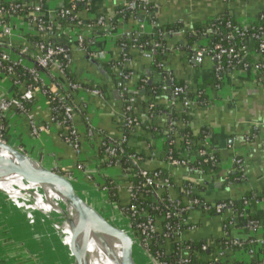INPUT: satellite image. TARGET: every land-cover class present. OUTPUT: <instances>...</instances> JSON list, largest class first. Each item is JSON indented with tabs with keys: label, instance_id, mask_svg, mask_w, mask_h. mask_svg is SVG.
<instances>
[{
	"label": "crops",
	"instance_id": "0c3cea01",
	"mask_svg": "<svg viewBox=\"0 0 264 264\" xmlns=\"http://www.w3.org/2000/svg\"><path fill=\"white\" fill-rule=\"evenodd\" d=\"M124 2L125 0H92L88 3V8L78 11L76 24L68 25L71 36L80 35L86 40L93 41L92 51L95 52L96 61L108 63L118 59L122 53L118 47L119 39L126 30L133 31L143 26L144 35L154 34L155 28L152 22L139 10L136 15L121 21L114 10L123 6ZM38 3L43 6L47 14L52 15L64 3V0L33 1V4ZM155 6L154 17L158 26L180 22L186 30L193 24L211 21L225 13L233 17L240 28L251 26L258 17L264 16V0H156ZM103 14L112 19L110 36H103L100 32L88 30L87 27L91 20ZM11 29L12 35L9 41L16 46L21 45L28 36H34L35 33L23 18L14 20L11 23ZM39 36L41 39L50 37L52 42L63 44L69 51V70L74 76L75 83H80L86 88L89 82V84L97 85L106 94L105 100H101L91 94L84 95L70 90L65 93L64 96L78 106L75 110L74 125L81 139H85V132L90 127L111 140L118 139L123 133L122 103L120 97L116 99L114 95L116 87L112 72L106 73L99 68L98 63L79 52L69 36H59L57 32L50 36L46 33ZM165 39L166 48L171 52L167 55L162 70L170 79L183 81L195 89L196 86L212 78L214 62L210 57H204L200 63H197L191 60L187 53L176 50L178 45H184L183 33L169 35ZM202 43L201 40L199 44ZM247 46L249 51L253 52V43L249 42ZM130 56L128 68L134 73L130 84L132 88L137 89L136 84L140 76H146L149 84L160 81V75L151 71V62L141 52L131 51ZM48 80L49 82L46 81L47 90L51 94L60 92L59 83L61 82H57L59 79ZM14 81L5 78L0 72V90L9 97L19 93V89L14 86ZM145 93V89H137L135 114L142 123L166 127L170 121L168 97L163 94L158 98L156 105L160 112L154 117L145 115L149 105V98ZM205 93L207 103L191 108L187 127L195 137L203 130L207 131L205 147L218 157V169L211 175H197L201 170L193 169V166L171 168V180L174 185L171 193L180 198L183 195L184 183L192 184L194 194L208 206H215L224 201H238L246 194L259 196L262 198L261 201L256 204L255 209H248V212H254L262 222L264 217V72L245 70L225 73L221 76L219 85L208 86ZM32 112L47 131L39 139H33L29 134L26 121L10 111L4 117L6 140L41 155H48L71 165L78 164L74 152L63 144L58 131L51 125L48 98L39 94L32 105ZM173 122L177 129L184 128L179 120ZM138 133L140 134L130 141L144 152L147 159L143 166L163 168L165 140L152 139L142 128ZM177 133L176 131L174 135L177 136ZM236 160L241 162L239 167L236 166ZM80 163L83 171L87 173L88 170L93 169L88 162ZM38 185L48 189L41 183ZM123 197H120L122 198L120 202H124ZM61 204L69 209L64 202ZM69 211L71 213V210ZM228 216L229 212L216 216L200 209L192 211L186 216L185 229L180 232L182 241H202L209 245L222 239L223 234L226 233L238 238H245V234H253L248 232L246 226L239 225L226 232L224 225L228 221ZM70 217L73 218L72 213ZM236 221L240 223L239 219ZM254 234H264V232L258 230ZM249 249L254 252L253 256H249L247 250H242L239 253L227 255L223 264L235 262L249 264L251 257L258 260L262 258L260 246H251Z\"/></svg>",
	"mask_w": 264,
	"mask_h": 264
},
{
	"label": "built area",
	"instance_id": "2783aa9c",
	"mask_svg": "<svg viewBox=\"0 0 264 264\" xmlns=\"http://www.w3.org/2000/svg\"><path fill=\"white\" fill-rule=\"evenodd\" d=\"M30 1H32V3ZM33 1L34 0H0V72L5 78L15 80V85H13L19 89L18 95L15 94L14 97H9L5 94V92L0 90V119H4L5 115L10 111L15 112L19 115V117L26 121L30 136L33 139H39L41 135L47 131V128L40 125L32 112V105L35 103V100H37V97L40 94L47 97L48 102L49 100H56L57 102L56 107H52L49 102L51 113L50 122L51 125L58 131L63 144L71 149L76 157H78L80 153L83 155V150L85 151L87 148H90L89 151H92L97 155L99 147L104 145V140L108 137L90 127L85 132V139L82 140L74 125L75 110H77L78 106L74 102L68 100L64 95L67 90H70L73 92L83 93L84 95L91 94L99 97L101 100H105L106 94L100 90L97 85L89 84V82L85 88L80 85V83H72L67 80L65 69H69L70 57L67 55V50L63 44H56L52 42L50 37L49 39H41L39 40L40 42H32L26 39L19 46L13 45L9 41V38H11L12 35L11 23L14 20H22L23 18L27 21L29 27H32L35 32L33 34L34 36L40 38L39 34L46 33L50 36L55 32H57L59 36H69L79 52H82L84 55L91 54V56L96 59L95 52L92 51L93 41L86 40L80 35L71 36L68 24L62 23V20L66 18H68L69 21L76 20V14H74L75 5L84 4L86 2H90V0H69V7H66L65 3H63L52 15L47 14L40 3L33 4ZM155 2L156 0H141L138 10L145 15L148 20L150 19L152 26L155 28L154 35H158L159 32L157 30L158 25L155 22L156 19L154 21L152 14L149 12V5L152 3L154 4ZM135 4L136 0H125L123 4L125 10L117 13L122 22L126 17V11H130L132 8H135ZM24 11L29 12L28 16L20 14ZM111 22L112 19L103 14L91 20V22L87 25L89 29H87L100 32L103 36H110V30L112 27ZM250 27L251 26H248L242 29L248 30ZM143 31V26H140L133 31L126 30L120 36L118 47L122 53L114 63L111 72L116 90L122 103L121 117L123 133L118 139L112 140L113 143H109L107 145L104 157L100 160L101 162L108 163L109 168L117 170V178L120 176L121 180H113V182L115 183V188L118 191V194L119 190L125 191V197H123V208L131 222L132 219L136 218L139 214L138 196L135 195L134 188L130 182V176L124 173L119 164V157L120 154H122V151L115 147V142H117V145L127 143L134 146V142L130 140L137 134H140L138 133L141 128L140 121L139 117L135 114V95L137 89L135 90L130 85L134 73L128 68L130 57L123 52L138 51L141 52L150 62H153L155 52L158 49L159 44L151 40V42L148 43L151 49L149 51H144V46H138L136 43L139 38L146 36ZM180 33L184 34L183 31ZM211 33L212 31L209 29L205 31L202 36L203 43L201 45L199 44L198 47L195 48L193 54L190 56L191 60L200 63L202 58L210 57L214 62L215 71L220 73L223 71L224 64L230 67L232 65V61H245L246 56H250L252 63L244 65L242 70L235 71L255 70L257 72H264V60L261 59L264 55V27L260 28L258 33L250 36V39L252 38L257 42V47L253 50V52L249 51L247 44L244 45L239 52L233 48H222L220 45L211 47L207 44V37L211 35ZM161 36L165 38L166 34L162 33ZM168 51L171 52L170 50ZM66 59L68 61L64 67L61 60ZM16 67H19L23 73L27 75L28 81H21V79L16 75ZM140 77L138 79H140ZM48 79H59L57 82L62 83H59L60 92L51 94L47 90L46 81L49 82ZM147 79L148 78L145 77L142 81H146ZM168 82H172V79H168ZM162 91L164 94L165 92L168 93L165 94L166 97L169 96L167 98L169 103V113H173L177 110L181 111V113L184 111L189 112L191 108L196 106L198 95L193 96V98H184L178 103L176 102V99L173 96L184 93L186 91L184 88L177 87L171 91L167 86H162ZM150 110L151 106L149 104L145 115H149ZM60 111L63 112L61 120L59 118ZM66 124L69 126L65 129L64 126H66ZM180 124H182L184 128L187 127L186 123L180 121ZM166 129L167 132L164 134L166 138L163 139L169 140L170 144L176 146L177 139L179 138L178 135H180V129L176 128L173 121H169ZM176 131L178 132L177 136L174 135ZM4 133L5 126L0 123L1 140H6L4 139ZM199 156H207L209 160H213L214 162L215 154L210 150H187L182 155L181 160L173 159L170 152L165 151L163 155L165 166L161 169L144 167L143 164L146 161V157H142L141 152H136L129 156L131 165L136 169L138 175L144 181L143 186L145 188H149L151 191L153 203L160 204L166 201L169 203V209H173V211L169 214L168 210L166 216L157 218L149 217L140 212L146 217V220L145 222L138 224L137 229L134 230L147 248L151 245L153 238L157 239L159 242L161 241L159 248L163 250L165 255L171 254V242L176 243L181 248L177 256L179 258V264L190 263V250L189 247L185 245L186 242L181 239V231L172 234L168 223L163 226L162 223L165 222V220H168L170 217L179 218L183 214L187 216L189 213L196 210L197 206H200L202 211L216 216L229 212V216L227 217L228 221L224 225V230L228 232L229 229H232L237 225L238 222L236 220L243 219V216L246 213V208L248 212V206H250L251 203L250 200L244 201L245 208L241 215L235 214V212L232 211V202L230 201H227V203H218L215 206H208L200 202L194 194L193 185L188 183H184L183 185L184 189L182 190V197L178 198L173 196L171 190L174 185L171 180L170 169L173 167H190L195 163L196 158ZM235 163L238 167L241 165L239 160H236ZM76 166L83 170L80 162L76 164ZM105 188L109 190L108 187L105 186ZM120 201H122V198H119V202ZM257 203L259 202L255 200V204ZM185 220L182 222L183 226ZM246 229L248 232L253 234H245V238H238L227 233L223 234L221 243L227 245L223 248L218 246L211 259V264H223L227 255L239 253L242 250H247V253L249 252L250 254L249 256H253L254 252L249 249L251 246H260L262 258L258 260L251 257V262L249 264H264V234H254L258 230H262L264 232V225L249 222L246 225ZM202 250L206 252L209 251V249L205 246ZM156 258L158 257L156 256Z\"/></svg>",
	"mask_w": 264,
	"mask_h": 264
},
{
	"label": "trees",
	"instance_id": "16d2710c",
	"mask_svg": "<svg viewBox=\"0 0 264 264\" xmlns=\"http://www.w3.org/2000/svg\"><path fill=\"white\" fill-rule=\"evenodd\" d=\"M92 1V0H90ZM127 1V0H126ZM32 3V1H30ZM64 3L66 7H69V0H64ZM88 3L86 2L84 4H78L75 5L74 9V14H77L78 11H82L85 8H88ZM141 4V0H136L135 8H132L130 11H126V17L125 20L128 18H131L130 16L136 15L137 10L139 9L138 6ZM155 3L149 5V12L152 14V18L155 21ZM26 10V9H25ZM125 10L123 6L117 7L114 12L118 13L120 11ZM22 15H27L29 12L24 11L20 13ZM21 15V16H22ZM77 20L74 21H69L68 18L62 20L63 24H68V25H73L76 24ZM264 27V16H260L257 18L255 23L251 25V27L248 30H244L240 27L237 26L235 20L233 17H231L229 14L225 13L223 15H220L219 17L205 22V23H196L191 25V28L186 30L184 28V25L181 24L180 22H174L171 24H165V25H160L158 26L157 30L159 34L157 35H152V36H142L137 40V45L138 46H144V51H149L151 49L150 45L148 44L149 42L155 41L159 44L158 49L155 52L154 60L151 62V71L155 74L160 75V81L159 82H153L152 84L148 83V79L146 81H142L146 76H141L140 79H138L136 87L137 89H145L147 96L149 98V104L151 106V110L149 111V115L151 116H156L158 115L157 113L160 112L158 109L156 102L160 96L164 94L162 91V86H167L171 91H173L175 88H184L186 91L182 94H176L173 97L176 99V102H181L184 98H193V96L198 95V102H196V106H203L207 103V97H206V89L208 86H218L220 78L223 74L225 73H230L235 70H242L244 65H248L249 63H252L251 57L246 56L245 61L237 62V61H232V65L229 67L226 64L223 65V71L220 73H217L215 71V68L213 69V75L212 78L208 81L205 82L201 85H198L195 87V89L191 88L190 86L187 85V83L183 81H177V80H172V82H168V79H170L167 74H165L161 68L163 65L164 61L167 58V55H169V51L166 48V39L161 36L162 33L166 34L167 36L175 35L180 33L181 31L184 32V45H178L176 50L182 51L188 54V56H191L193 54V51L195 48L198 47L199 42L202 40V36L205 33L206 30H211L212 33L209 35L207 38V44H209L211 47L215 45H220L222 48H233L237 52L241 51V48L248 44L249 42L253 43L254 49L257 47V42L254 39H250V36L252 34L258 33V30L260 28ZM27 39L32 42H40L41 38L37 36H28ZM250 39V40H249ZM118 43V42H117ZM124 54L127 56H130V52L124 51ZM67 55H69V51H67ZM87 57L96 63H98V66L100 69L104 70L106 73H110L112 67L114 66V63L116 61H111L108 63H101L100 61H96L91 54H88ZM120 57V56H119ZM118 57V58H119ZM264 60V55L262 58ZM67 59L66 60H61L63 66L65 67L67 64ZM7 65V64H6ZM161 65V66H160ZM16 75L21 79V81L26 82L28 81L27 75L23 73V71L19 68H15ZM261 72V71H260ZM65 74L66 78L68 81L75 83L74 76L72 75L71 71L69 69H65ZM85 87V86H84ZM190 89V90H189ZM145 93V94H146ZM165 94H168L165 92ZM51 97V94H50ZM169 97V96H168ZM50 104L52 107L57 106L56 100H49ZM63 112L60 111V120L62 119ZM154 116V117H155ZM149 117V116H148ZM148 119V118H147ZM169 119L170 121H181L183 123L188 124L190 121L189 117V112L184 111L181 113V111H174L173 113H169ZM140 121V120H139ZM0 123L4 125V119H0ZM68 124H66L65 129L68 128ZM140 127L144 132L149 134L152 139H161V138H166L164 134H166L167 129L164 126H156L153 124H148L147 122L142 123L140 121ZM65 132V131H62ZM183 135V136H182ZM207 131L203 130L197 137L193 136L190 129L188 127H185L180 130V136H179V141L177 142L178 144L176 146L172 145L169 143V140H165V151L170 152L171 157L176 160H181L182 155L187 151V150H196V151H208L209 149H205V139H206ZM183 137V138H182ZM4 139L6 137L4 136ZM148 142L147 140H145ZM109 143H113L112 140H109L106 138L104 140V145L100 146L98 149V159L99 161L104 157L105 154V149ZM115 147L118 150L122 151V154H120L119 157V164L126 173V175L130 176V182L131 185L134 188L135 195L138 196V216L136 218L132 219V224L133 228L137 229V225L140 223L145 222L146 217L142 215L145 214L149 217H164L170 212L173 211L172 208L169 209L168 202L160 203V204H155L153 203V197L151 194V191L149 188H145L143 186V179L138 175V172L136 169L131 165L129 156L133 155L136 152H141L142 157L144 155V152L140 151L138 147L131 146V144H121L117 145V142H115ZM147 159V158H146ZM108 163L106 162H99L98 166L102 171H107L109 169ZM193 169H198L201 170L200 173H197V175H211L215 173L218 169V157L214 156V162L213 160H209L207 156H202V157H197L196 161L194 164H192ZM196 170V171H198ZM104 177L101 180V183L105 185L106 187L109 188L111 191L112 195L114 196V199L119 201V196H118V191L115 188V183L113 182V177ZM238 178V176H237ZM196 195V194H195ZM197 196V195H196ZM263 196V195H262ZM198 197V196H197ZM200 202L203 201L201 198H198ZM262 198L261 197H255L252 194H246L243 196L240 200L234 201L231 203V209L235 214L241 215V213L244 210V201L250 200V206H248L249 209L254 208L255 209V200L260 201ZM220 203H227V201L220 202ZM197 209L202 210L200 206H197ZM142 212V213H140ZM186 216L183 214L179 218H174L170 217L168 220H165L163 222V226L168 223L170 226V232L172 234L184 230V226L182 225L183 220H185ZM249 222H255L256 224H261L264 225V217L263 221L260 222L259 217L254 213V212H247L246 208V213L243 216V219L240 220V223L237 225L239 226H246ZM221 240H217L212 242L211 244H206L202 241H188L185 243L186 246L189 247L190 250V263L189 264H211V259L215 253V250L218 248V246H221L222 248L225 247L226 245L221 243ZM222 244V245H221ZM161 241L159 242L157 239L153 238L151 245L149 246V250L154 256L156 255L158 257V260L162 264H179V258L177 257L179 252H180V247L176 244L171 242L170 244V255H165L163 250L160 249ZM207 247L209 249V253L207 254L206 251H203V247ZM228 247V246H227ZM234 264H241L239 262H235Z\"/></svg>",
	"mask_w": 264,
	"mask_h": 264
},
{
	"label": "water",
	"instance_id": "95a60500",
	"mask_svg": "<svg viewBox=\"0 0 264 264\" xmlns=\"http://www.w3.org/2000/svg\"><path fill=\"white\" fill-rule=\"evenodd\" d=\"M114 95L119 99L117 90ZM0 150L12 157V160H5L0 156V165L30 172L34 175L35 184L50 183L61 188L60 192L43 204V211L36 209L24 211L4 203L6 211L0 213L1 225L4 224L20 234L38 228L40 232L54 234L60 238L68 237L74 241L79 238L88 245L92 235L82 226L76 227L74 223L65 221L61 216L49 213L47 210V206L67 198L79 211V220L82 224H99L106 235L121 243L120 264H162L140 240L124 211L123 204L114 199L111 191L93 175L79 169L75 164L71 165L65 161L28 151L7 140L0 139ZM17 217L23 218L24 221L20 222ZM64 225L67 228L63 227ZM94 239L99 240L95 237ZM101 245L104 250L108 249L107 243L102 242Z\"/></svg>",
	"mask_w": 264,
	"mask_h": 264
},
{
	"label": "bare ground",
	"instance_id": "6f19581e",
	"mask_svg": "<svg viewBox=\"0 0 264 264\" xmlns=\"http://www.w3.org/2000/svg\"><path fill=\"white\" fill-rule=\"evenodd\" d=\"M0 156H2L5 160H12L10 154L6 153L5 151L0 150ZM33 180L34 175L30 172L12 168L6 165H0L1 201L7 203V199L11 200L13 203H15L17 208L23 209L25 211L26 209L30 208V205L27 206L28 203L31 204L29 200L33 199V201H35V209L43 211V204L53 198L55 194L60 192L61 188L56 184L41 183L52 189L49 190L40 187L38 184H35ZM62 200L68 205V207H70L73 212H75L77 216L76 221L74 219H69L66 214L62 213V206L59 202L47 206L48 212L61 216L63 220L74 223L76 227L78 225L82 226L86 232H88V234L92 235L93 238L90 237V240H88L87 243L88 245H86L79 238L74 241L68 237H49V239L44 241V244L41 245V247L34 250V256L38 257L40 261L42 257H44V264H54L56 258L58 257L61 259V261L63 259L65 260V263L69 264H90L89 259L87 258L90 256L93 258L91 259L93 261L92 264H120V254L118 253V249L121 247L122 250L121 243L117 239L106 235L102 231L99 224L93 225L99 228V230H97L98 234L91 233L90 229L88 228H90L92 225L82 224L79 220L80 213L73 207L70 200L67 198H63ZM63 227L67 228L65 225ZM94 237L99 240H95ZM92 240L95 242L92 243ZM101 241L107 243L108 249L104 250L102 248ZM110 243H114L116 246H118L115 248L117 251L115 254L112 252L114 249L110 246ZM26 244L24 246L27 248L30 247L33 250V247L29 242ZM55 249L60 251V255H58V257L55 255L56 258H52L49 253ZM40 250H42L43 253L37 252Z\"/></svg>",
	"mask_w": 264,
	"mask_h": 264
},
{
	"label": "rangeland",
	"instance_id": "374dc122",
	"mask_svg": "<svg viewBox=\"0 0 264 264\" xmlns=\"http://www.w3.org/2000/svg\"><path fill=\"white\" fill-rule=\"evenodd\" d=\"M8 142H10V141H8ZM10 143L13 145H17V144H14L12 142H10ZM17 146H19V145H17ZM87 149L89 150L90 148H87ZM87 149L85 151L83 150V155H82V153H80L78 155L77 161L83 162V164L86 162L90 163V165L93 169L88 170V173H90L91 175H93L95 178H97L100 181L102 180V178L108 177V174H111L112 176H114L113 180H117V181L121 180L120 176L118 178L116 176L118 174L116 169L109 168L107 171H102L100 169V167L98 166V164H99L98 156L94 153H91L92 151L90 152ZM26 150H28V149H26ZM28 151H31V150H28ZM34 153H37V152H34ZM45 156H48V155H45ZM48 157H50V156H48ZM111 175H109V177H111ZM45 187H47V186L45 185ZM42 188H44V187H42ZM48 189L52 190L51 188H48ZM122 190H123V187H122ZM124 195H125V191L119 190V194H118L119 198L123 197ZM61 201H62L61 203L64 202L63 200H61ZM29 202H31V204L30 203L27 204V206L30 205L29 209L30 210L35 209V207H34L35 201H33V199H31V200H29ZM4 203L5 202H2L0 199V206H1L0 207V213L1 214H3L6 211L5 210L6 206L4 205ZM7 203H9L12 206H16L15 203H13L11 200H8V199H7ZM121 203L123 204L124 202H121ZM61 206H62V210H61L62 213L66 214V216L69 217V219H74L75 221L77 220V216H76L75 212H73L70 209V207L68 209L63 204H61ZM69 210H71V213L73 214V218L70 217L71 213ZM17 219L20 220V222L24 221L23 218H21V217L20 218L17 217ZM88 229H90L91 233L98 234V232H97V230H99L98 227L92 225ZM49 237H57V236L54 234H47L44 232H40L38 230V228H36L35 230H32V231L24 232V233L20 234L18 232H15L10 227H6L4 224L1 225V223H0V264H44L45 263L44 257H42V259L40 261V259H38V257L34 256L33 253H34V250L41 247V245L44 244V241L46 239H49ZM27 242L30 243V245L33 247V250L30 247L27 248L26 246H24ZM91 242L94 243L95 241L92 240ZM110 246L114 249V250L112 249L113 250L112 252L115 254L117 252L115 250V248L118 246H116V244H114V243H110ZM97 247H99V246H97ZM43 251H44V248H43ZM43 251L40 250L37 252L43 253ZM120 252H121V247H119V249H118L119 254H120ZM49 254L52 258H54L55 255L58 257V255H60V251H57L55 249V250H52ZM87 258L89 259L90 264H92L93 261L91 259H93V258L91 256L87 257ZM54 264H69V263H65V260H63V259L61 261V259L58 257V258H56V261L54 262Z\"/></svg>",
	"mask_w": 264,
	"mask_h": 264
}]
</instances>
